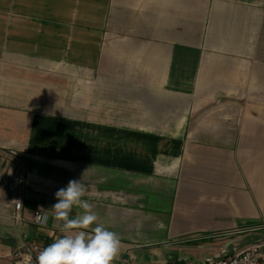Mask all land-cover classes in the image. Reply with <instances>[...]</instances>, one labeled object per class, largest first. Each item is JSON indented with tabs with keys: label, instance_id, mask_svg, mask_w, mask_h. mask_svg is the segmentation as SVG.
Wrapping results in <instances>:
<instances>
[{
	"label": "crops",
	"instance_id": "obj_1",
	"mask_svg": "<svg viewBox=\"0 0 264 264\" xmlns=\"http://www.w3.org/2000/svg\"><path fill=\"white\" fill-rule=\"evenodd\" d=\"M0 165L26 175L20 223L0 190V264L65 234L51 207L70 180L118 261L264 260V0H0Z\"/></svg>",
	"mask_w": 264,
	"mask_h": 264
},
{
	"label": "clouds",
	"instance_id": "obj_2",
	"mask_svg": "<svg viewBox=\"0 0 264 264\" xmlns=\"http://www.w3.org/2000/svg\"><path fill=\"white\" fill-rule=\"evenodd\" d=\"M85 193L81 180H70L66 188L55 193L57 202L51 209L55 220L62 222L61 231L65 234L39 252L36 264H112L118 256L121 246L118 233L96 223L98 215L83 199ZM74 208L82 211L73 217ZM48 219L43 208L35 215L41 225L47 224Z\"/></svg>",
	"mask_w": 264,
	"mask_h": 264
},
{
	"label": "built area",
	"instance_id": "obj_3",
	"mask_svg": "<svg viewBox=\"0 0 264 264\" xmlns=\"http://www.w3.org/2000/svg\"><path fill=\"white\" fill-rule=\"evenodd\" d=\"M0 190L8 193L9 203L13 210L12 218L15 222L20 223L23 220L21 210L26 192L25 171L18 169L15 172H10L0 165ZM17 202L20 203L21 207L18 206ZM38 211L33 212L32 225L39 230H45L48 222L45 225H41L35 220V215ZM262 228L264 229V225ZM61 236V232L56 231L41 241L21 238L17 247L11 253L12 263L36 264V257L39 252ZM260 248V244H253L242 249H237L235 246L229 248L224 245L218 249L216 254L204 256L198 262H188L183 258L169 257L163 264H264Z\"/></svg>",
	"mask_w": 264,
	"mask_h": 264
},
{
	"label": "rangeland",
	"instance_id": "obj_4",
	"mask_svg": "<svg viewBox=\"0 0 264 264\" xmlns=\"http://www.w3.org/2000/svg\"><path fill=\"white\" fill-rule=\"evenodd\" d=\"M190 247L194 248L195 244H191ZM205 246L202 247V249H204ZM190 249H186V251L184 252L185 256H188L187 258L183 257V252H180L181 256H177L178 253H173L172 255H174V258H183L188 262H198L201 259H203L204 255H205V251H199V250H192L189 251ZM123 256H126V260H119L118 261V257L115 258V261L118 262H114L112 264H145V263H155V264H163L162 262L165 259V254H163L162 252L156 254V255H152L149 254L147 252L141 251V252H137L134 255H132L131 253L127 255V253H124ZM173 257V256H172Z\"/></svg>",
	"mask_w": 264,
	"mask_h": 264
}]
</instances>
